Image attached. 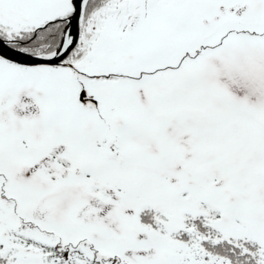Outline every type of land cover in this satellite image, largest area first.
<instances>
[{"label":"snow or ice","instance_id":"1","mask_svg":"<svg viewBox=\"0 0 264 264\" xmlns=\"http://www.w3.org/2000/svg\"><path fill=\"white\" fill-rule=\"evenodd\" d=\"M0 264H264V0H0Z\"/></svg>","mask_w":264,"mask_h":264}]
</instances>
